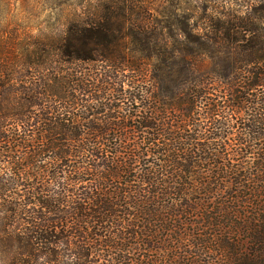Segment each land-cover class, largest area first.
<instances>
[{"label":"trees","instance_id":"1","mask_svg":"<svg viewBox=\"0 0 264 264\" xmlns=\"http://www.w3.org/2000/svg\"><path fill=\"white\" fill-rule=\"evenodd\" d=\"M18 1L0 0V264H264L256 11L186 52L149 0H48L26 23Z\"/></svg>","mask_w":264,"mask_h":264},{"label":"rangeland","instance_id":"2","mask_svg":"<svg viewBox=\"0 0 264 264\" xmlns=\"http://www.w3.org/2000/svg\"><path fill=\"white\" fill-rule=\"evenodd\" d=\"M48 0H27L25 4L19 0L14 7L15 20L19 23L28 21L26 12L35 7L32 20L43 21L48 12ZM61 2V0H57ZM28 7H27V6ZM44 9V10H43ZM256 11V18L264 21V0H149L144 7L145 16L150 19L152 26L155 28V23H166L165 28L158 27L157 30L165 37L173 38L171 41V49L175 48L178 51H195L199 50V46L192 42H188V38H195L213 33V26L221 21L243 17L249 12ZM257 20V19H256ZM152 27V28H153ZM208 49L212 52L219 46L208 44ZM221 62L218 60L205 59L201 66L196 63L201 70L208 72L210 69H219ZM215 80V79H213ZM213 87H217V83L212 81ZM206 121H204L205 123Z\"/></svg>","mask_w":264,"mask_h":264}]
</instances>
